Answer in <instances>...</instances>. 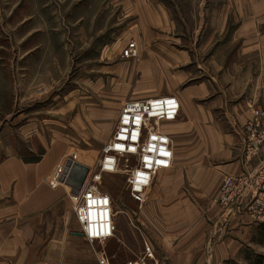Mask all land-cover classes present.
I'll list each match as a JSON object with an SVG mask.
<instances>
[{"label":"crops","instance_id":"crops-1","mask_svg":"<svg viewBox=\"0 0 264 264\" xmlns=\"http://www.w3.org/2000/svg\"><path fill=\"white\" fill-rule=\"evenodd\" d=\"M106 2L111 30L118 32L113 27L121 20L118 39L136 42L145 81L165 83L137 99L174 95L180 101V116L167 128L172 167L158 173L146 193L142 228L129 221L132 233L121 232L116 221L112 237L90 243L61 187L28 193L36 187L28 186V170L37 181L51 175L60 144L28 167L18 155L4 159V191L13 194L15 218H27L0 236V264H257L264 223L229 215L217 199L227 175L264 165V146L257 160L246 161L244 130L254 109L264 108V0ZM13 164L6 177L1 169Z\"/></svg>","mask_w":264,"mask_h":264},{"label":"rangeland","instance_id":"rangeland-1","mask_svg":"<svg viewBox=\"0 0 264 264\" xmlns=\"http://www.w3.org/2000/svg\"><path fill=\"white\" fill-rule=\"evenodd\" d=\"M108 5L104 0H0V165L18 155L28 167L40 161L49 146L60 144L56 165L77 153L79 161L91 168L90 179L113 197L119 230L132 233L127 223L134 221L142 228L143 204L130 197L123 172H100L98 164L113 138L122 103L165 83L145 81L138 56L122 57L126 44L134 40L118 39L121 20L113 23L118 32L111 30ZM172 126L173 121L161 123L166 133ZM8 166L1 169L6 177L16 167ZM53 173L37 181L28 170V186L30 181L36 185L28 193L50 186ZM13 178L7 180L10 185L15 184ZM59 187L70 196L69 187ZM6 188L0 177V236L11 234L14 224L27 218H15L13 194ZM39 212L53 218L51 211ZM256 221L264 223V215ZM40 229L43 236L49 234V226Z\"/></svg>","mask_w":264,"mask_h":264},{"label":"built area","instance_id":"built-area-1","mask_svg":"<svg viewBox=\"0 0 264 264\" xmlns=\"http://www.w3.org/2000/svg\"><path fill=\"white\" fill-rule=\"evenodd\" d=\"M122 55L138 56L136 42L130 41ZM179 116L180 101L174 95L124 101L113 138L103 149L104 156L98 164L100 172H123L130 197L143 204L157 171L173 164L172 139L163 131L161 123L174 121ZM244 130L245 159L249 163L260 155L264 146L263 109H254ZM77 164H80L78 154H69L55 168L49 184L52 188L69 187L73 211L90 243L108 239L115 233L114 199L96 180L90 179L91 168L81 170ZM217 201L229 215L248 214L259 220L264 215V165L253 171L227 175Z\"/></svg>","mask_w":264,"mask_h":264},{"label":"trees","instance_id":"trees-1","mask_svg":"<svg viewBox=\"0 0 264 264\" xmlns=\"http://www.w3.org/2000/svg\"><path fill=\"white\" fill-rule=\"evenodd\" d=\"M261 239H262V242L264 243V224H263V228H262V231H261ZM257 264H264V256H260L257 259Z\"/></svg>","mask_w":264,"mask_h":264},{"label":"bare ground","instance_id":"bare-ground-1","mask_svg":"<svg viewBox=\"0 0 264 264\" xmlns=\"http://www.w3.org/2000/svg\"><path fill=\"white\" fill-rule=\"evenodd\" d=\"M78 168L81 169V170H85L86 166H84V164H77Z\"/></svg>","mask_w":264,"mask_h":264}]
</instances>
